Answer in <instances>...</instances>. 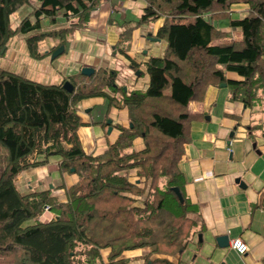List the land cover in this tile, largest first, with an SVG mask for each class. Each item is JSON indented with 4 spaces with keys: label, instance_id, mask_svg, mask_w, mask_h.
Masks as SVG:
<instances>
[{
    "label": "trees",
    "instance_id": "obj_1",
    "mask_svg": "<svg viewBox=\"0 0 264 264\" xmlns=\"http://www.w3.org/2000/svg\"><path fill=\"white\" fill-rule=\"evenodd\" d=\"M99 2L0 0V51L5 54L18 35L30 58L50 57L88 26ZM238 2L246 3L248 11L229 24L241 37L225 42L230 34L213 22L229 19L230 6ZM24 8L30 10L13 25L15 13ZM60 17L67 26L45 29ZM160 18L161 26L144 34L166 42L161 56L143 64L146 89L124 91L108 67L90 76L78 71L48 85L0 70V264H121L122 259H114L122 251L139 247L148 249L145 264H175L150 257L181 254L199 232L193 218L198 207L186 195L178 167L189 122L200 118L188 104L202 100L209 86L224 83L230 100L252 114L264 113V0H145L139 18L109 17L108 24L120 28L114 50L126 54L133 30ZM48 40L54 45L42 51L40 44ZM130 66L138 70L133 60ZM227 72L241 79H228ZM95 96L106 101L107 109L125 108L129 126L116 125L114 142L92 156L78 138L84 123L77 110L80 101ZM260 128L248 126L250 134ZM136 138L143 141L139 151L133 149ZM37 156L43 160L36 161ZM50 156H59L60 174L73 169L77 175L65 188L64 202L51 190L24 195L15 183L23 170ZM46 210L55 217L41 221ZM103 248L110 249L106 262L100 256Z\"/></svg>",
    "mask_w": 264,
    "mask_h": 264
},
{
    "label": "crops",
    "instance_id": "obj_2",
    "mask_svg": "<svg viewBox=\"0 0 264 264\" xmlns=\"http://www.w3.org/2000/svg\"><path fill=\"white\" fill-rule=\"evenodd\" d=\"M145 0H100L98 7L91 12L88 26L74 33L68 41L69 49L58 63L60 68L71 65V73L81 67H108L116 71L124 69V78L130 77L126 90H141L148 86V75L143 67L150 57L161 56L166 42L153 41L144 34L155 32L163 18L153 25H145L133 30L130 47L126 54L114 50L118 42L120 28L109 25V17L124 15L125 19L139 18L143 14ZM18 15L20 19L25 13ZM248 11L243 2L230 6V18H220L213 23L222 31L230 34L225 42L241 37L238 28H232L231 19H242ZM19 11L15 14L17 15ZM122 20H117V23ZM47 24V23H46ZM45 24V25H46ZM68 21L62 17L53 27H65ZM153 26V27H152ZM23 38L22 36H19ZM51 40L42 42L40 48L45 51L53 46ZM47 58V57H46ZM46 58H30L32 69L43 68ZM264 59V56H263ZM130 60L137 64L133 70ZM120 67V68H118ZM68 71V70H67ZM139 71V77L132 74ZM131 72V73H129ZM134 75V78L131 77ZM66 76V75H64ZM228 79L240 80L233 72H227ZM117 79V77H116ZM188 111L200 116L189 122V140L184 145L182 157L178 163L184 176V190L188 198L197 205L198 213L193 215L197 222L195 233L181 254L174 257L152 255L150 259L168 258L175 264H264V113L252 114L241 102L229 98L227 87L209 86L202 100L191 101ZM78 115L84 123L77 134L86 154L96 156L103 153L108 144L116 139L119 131L116 125L128 127L125 108L111 106L101 97H90L79 102ZM110 120L103 126L101 122ZM249 125H261L260 130L250 134ZM133 149H143L141 138L133 140ZM43 158L37 156L36 161ZM59 156H50L38 166L23 170L16 178V186L22 194L33 191L51 190L59 201L66 200L65 188L77 181L73 172L58 171ZM130 170V179L135 180ZM49 210L41 215V221L53 219ZM226 236L228 245L220 237ZM241 238L248 244V252L237 254L229 243ZM109 248L100 249V256L107 260ZM147 247L127 249L114 260L122 259L121 264H145Z\"/></svg>",
    "mask_w": 264,
    "mask_h": 264
},
{
    "label": "rangeland",
    "instance_id": "obj_3",
    "mask_svg": "<svg viewBox=\"0 0 264 264\" xmlns=\"http://www.w3.org/2000/svg\"><path fill=\"white\" fill-rule=\"evenodd\" d=\"M25 8H28V7L25 6ZM24 9H22L23 12L25 11ZM27 10H30V9H27ZM20 14H22L21 11H19L17 15L16 14L14 15V18L12 19L13 25L16 24L17 17ZM55 28H58V26ZM1 54L2 56H0V70H5V71H8L14 74H18L20 76H23L25 78L36 81L41 84H46V85L58 84L64 75H67L68 72L69 73L72 72V69H70L72 64L67 65L63 68H60L58 66L59 61L61 60V58L64 57L65 53H62L61 55L56 57L54 60H50V57H47L46 64L43 65L44 69L42 68L38 69V67L32 69L31 68L32 62L30 61L28 53H27L25 40L23 38H20L18 35L13 37L10 40V42L8 43V48H7L6 53L4 54V52L2 51ZM41 59L42 58L37 59V60H41ZM132 74H134L136 77L137 76L139 77L140 72L135 71L134 73L132 72ZM132 74H131V77L134 78V75ZM124 75H125V71L122 68L118 72L117 79H116L117 85L121 86L122 88L126 87V84L130 82V77L124 78L122 77ZM136 171H132L133 177H136Z\"/></svg>",
    "mask_w": 264,
    "mask_h": 264
},
{
    "label": "water",
    "instance_id": "obj_4",
    "mask_svg": "<svg viewBox=\"0 0 264 264\" xmlns=\"http://www.w3.org/2000/svg\"><path fill=\"white\" fill-rule=\"evenodd\" d=\"M151 40L153 41H159L158 38H151ZM69 45L70 43L69 42H66L64 45H61L59 47H57L50 55V60H54L56 57H58L59 55H61L63 52H67L68 49H69ZM3 49L0 51V53H2ZM80 72L85 75V76H90L93 72H94V69L91 68V67H81L80 68ZM221 87H225V84L224 83H221L220 84ZM124 91H126V87L123 88ZM106 123L109 125L110 124V120H107ZM111 130V126L109 125L108 126V131L107 132H110ZM70 172H73V169L70 170ZM171 190L175 193V195L177 196L178 200L180 203L183 202L182 200V196L180 194V192L178 191L177 188L175 187H172ZM221 238V241L222 243H224V245H228V241L229 239L224 236V237H220Z\"/></svg>",
    "mask_w": 264,
    "mask_h": 264
},
{
    "label": "built area",
    "instance_id": "obj_5",
    "mask_svg": "<svg viewBox=\"0 0 264 264\" xmlns=\"http://www.w3.org/2000/svg\"><path fill=\"white\" fill-rule=\"evenodd\" d=\"M229 246L237 254L244 255L248 252V244L241 238H234L230 241Z\"/></svg>",
    "mask_w": 264,
    "mask_h": 264
}]
</instances>
